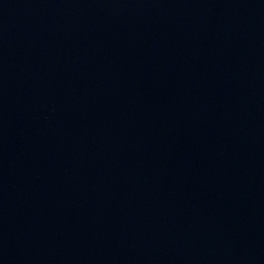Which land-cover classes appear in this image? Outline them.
<instances>
[{"label":"water","instance_id":"95a60500","mask_svg":"<svg viewBox=\"0 0 264 264\" xmlns=\"http://www.w3.org/2000/svg\"><path fill=\"white\" fill-rule=\"evenodd\" d=\"M0 264H264V0H0Z\"/></svg>","mask_w":264,"mask_h":264}]
</instances>
